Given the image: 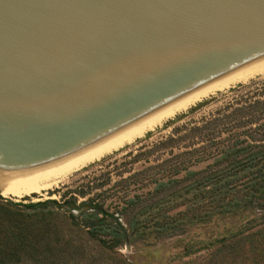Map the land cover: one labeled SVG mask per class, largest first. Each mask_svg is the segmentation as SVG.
Listing matches in <instances>:
<instances>
[{"label": "water", "instance_id": "water-1", "mask_svg": "<svg viewBox=\"0 0 264 264\" xmlns=\"http://www.w3.org/2000/svg\"><path fill=\"white\" fill-rule=\"evenodd\" d=\"M258 77L264 0H0V159L78 187Z\"/></svg>", "mask_w": 264, "mask_h": 264}, {"label": "trees", "instance_id": "trees-1", "mask_svg": "<svg viewBox=\"0 0 264 264\" xmlns=\"http://www.w3.org/2000/svg\"><path fill=\"white\" fill-rule=\"evenodd\" d=\"M219 100L198 120L179 124L184 115L176 118L167 136L131 155V162L142 166L116 183L123 192L119 214L127 216L128 230L93 199L82 202L87 210L76 216L61 213L54 200L12 203L0 196V264H48L43 259L56 253L58 264H71L87 251L84 242L74 243L76 234L114 256L134 234L164 237L217 216L242 219L220 242H229L237 255V243L245 242L249 264H264V78L237 84L189 113ZM75 202L71 197L64 205ZM63 219L66 228L58 224Z\"/></svg>", "mask_w": 264, "mask_h": 264}, {"label": "rangeland", "instance_id": "rangeland-1", "mask_svg": "<svg viewBox=\"0 0 264 264\" xmlns=\"http://www.w3.org/2000/svg\"><path fill=\"white\" fill-rule=\"evenodd\" d=\"M215 108L191 121L206 116ZM142 164V161L130 162L103 177L78 187L50 189L41 194H32L18 200L0 196L12 203H35L54 200L61 207V213L65 215L73 213L76 216L81 211L87 210V206H81L80 204L88 199H93L95 203L103 202L104 208L113 214L123 229L128 230L127 216L123 213L119 214L123 192L120 190L121 186L116 183L122 177L121 175L126 177L128 171L137 170ZM130 190V194H132L135 188L131 187ZM81 191L86 192L84 197L79 195ZM71 197H74L76 202L74 206L68 208L64 205V201ZM66 222L63 219L58 221V224L64 228ZM240 223H242V219L238 217L217 216L209 223L191 225L164 237L155 236L151 231L137 233L124 240L117 247V255L114 256L101 253L96 249V243L76 234L73 235L74 243L84 242L87 244V251L86 254L75 255L71 264H249L251 254H249V247L245 245V242L237 243L238 255L232 251L229 242L225 244L220 242L224 233L234 230ZM107 224L108 221L102 222L104 227ZM60 259V256L56 253L43 260H47L48 264L50 262L58 264Z\"/></svg>", "mask_w": 264, "mask_h": 264}, {"label": "bare ground", "instance_id": "bare-ground-1", "mask_svg": "<svg viewBox=\"0 0 264 264\" xmlns=\"http://www.w3.org/2000/svg\"><path fill=\"white\" fill-rule=\"evenodd\" d=\"M42 187L6 158L0 159V195L7 199H21L44 192Z\"/></svg>", "mask_w": 264, "mask_h": 264}]
</instances>
